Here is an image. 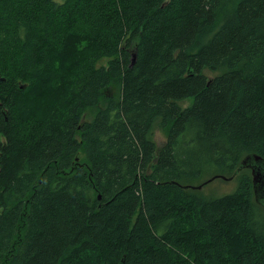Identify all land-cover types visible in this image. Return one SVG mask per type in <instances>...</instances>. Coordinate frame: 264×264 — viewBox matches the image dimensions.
I'll use <instances>...</instances> for the list:
<instances>
[{"label": "trees", "instance_id": "1", "mask_svg": "<svg viewBox=\"0 0 264 264\" xmlns=\"http://www.w3.org/2000/svg\"><path fill=\"white\" fill-rule=\"evenodd\" d=\"M251 154L264 0H0V264H264L250 170L185 188Z\"/></svg>", "mask_w": 264, "mask_h": 264}, {"label": "rangeland", "instance_id": "2", "mask_svg": "<svg viewBox=\"0 0 264 264\" xmlns=\"http://www.w3.org/2000/svg\"><path fill=\"white\" fill-rule=\"evenodd\" d=\"M107 61H108V59H105L104 61H102V63L106 64ZM204 73L208 77H213L216 74L215 71H212L210 69L204 70ZM115 86L116 85H113L108 90L105 91L106 97L111 96L113 94L117 95V89L115 88ZM193 102H194V98H188L184 101H180L179 104L181 107L187 108V107L191 106L193 104ZM105 104H106V102L102 101L99 106L102 107V106H105ZM97 110H98V108H96V107L86 110L82 114V121H84V122L91 121L93 119V117L95 116ZM169 129H170V126L167 128H163V129L160 127H157L155 129L154 138H155V141H156L158 147H160L161 145H163L166 142ZM81 156L83 157V155H81ZM83 160H84V158H83ZM243 170H245V169H243ZM243 170H241V172ZM232 176H230V177H232ZM241 178H242V176H240L239 173L237 175H235L234 178H232L231 180H224L222 178H216L213 181L207 183L202 189H199V190L202 191L203 195L206 197H219V196H223V195H227V194H232L238 189ZM210 179L211 178H209V180ZM2 210L3 209L0 207V213L2 212Z\"/></svg>", "mask_w": 264, "mask_h": 264}, {"label": "water", "instance_id": "3", "mask_svg": "<svg viewBox=\"0 0 264 264\" xmlns=\"http://www.w3.org/2000/svg\"><path fill=\"white\" fill-rule=\"evenodd\" d=\"M136 54H134V60L135 61ZM4 80V79H3ZM243 169H248L251 171L252 175V181H253V190L255 194V200L257 203L264 206V158L257 154H251L246 156L240 166L237 168L235 173L232 177H226L222 175H217L207 182H205L203 185L198 186H185V188H193V189H202L204 185L207 183L213 181L216 178H222L224 180H231L234 178L235 175L241 172Z\"/></svg>", "mask_w": 264, "mask_h": 264}]
</instances>
